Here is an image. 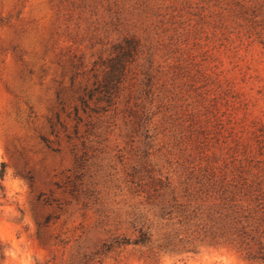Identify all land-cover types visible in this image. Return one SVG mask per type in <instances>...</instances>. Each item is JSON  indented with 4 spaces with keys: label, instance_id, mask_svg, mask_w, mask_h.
<instances>
[{
    "label": "rangeland",
    "instance_id": "obj_1",
    "mask_svg": "<svg viewBox=\"0 0 264 264\" xmlns=\"http://www.w3.org/2000/svg\"><path fill=\"white\" fill-rule=\"evenodd\" d=\"M0 147L44 264H264V0H0Z\"/></svg>",
    "mask_w": 264,
    "mask_h": 264
},
{
    "label": "clouds",
    "instance_id": "obj_2",
    "mask_svg": "<svg viewBox=\"0 0 264 264\" xmlns=\"http://www.w3.org/2000/svg\"><path fill=\"white\" fill-rule=\"evenodd\" d=\"M6 162L7 156L3 147H0V164ZM14 173L13 168H5L3 179H0V244L7 245L3 249V264H44V253L34 251L32 241L28 238L29 234L35 231L31 215L25 211L21 217L19 211L27 207L28 184L25 179ZM16 220H19V223H16ZM160 264H242V261L224 249L218 252L202 249L200 255L195 258L162 255Z\"/></svg>",
    "mask_w": 264,
    "mask_h": 264
},
{
    "label": "trees",
    "instance_id": "obj_3",
    "mask_svg": "<svg viewBox=\"0 0 264 264\" xmlns=\"http://www.w3.org/2000/svg\"><path fill=\"white\" fill-rule=\"evenodd\" d=\"M262 258H263V260H264V254H263V257H262Z\"/></svg>",
    "mask_w": 264,
    "mask_h": 264
}]
</instances>
